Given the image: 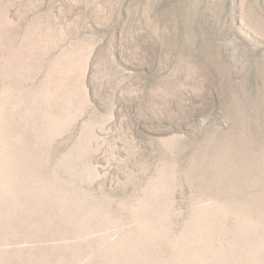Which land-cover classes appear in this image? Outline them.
I'll return each instance as SVG.
<instances>
[{
	"label": "rangeland",
	"instance_id": "rangeland-1",
	"mask_svg": "<svg viewBox=\"0 0 264 264\" xmlns=\"http://www.w3.org/2000/svg\"><path fill=\"white\" fill-rule=\"evenodd\" d=\"M0 264H264V0H0Z\"/></svg>",
	"mask_w": 264,
	"mask_h": 264
}]
</instances>
